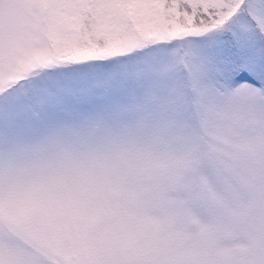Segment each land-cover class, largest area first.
Instances as JSON below:
<instances>
[{
	"label": "snow or ice",
	"instance_id": "6c2138e0",
	"mask_svg": "<svg viewBox=\"0 0 264 264\" xmlns=\"http://www.w3.org/2000/svg\"><path fill=\"white\" fill-rule=\"evenodd\" d=\"M264 130V0H0V264H264V134L225 244L148 215L166 144Z\"/></svg>",
	"mask_w": 264,
	"mask_h": 264
},
{
	"label": "rangeland",
	"instance_id": "374dc122",
	"mask_svg": "<svg viewBox=\"0 0 264 264\" xmlns=\"http://www.w3.org/2000/svg\"><path fill=\"white\" fill-rule=\"evenodd\" d=\"M264 134L259 124L200 129L190 137L166 144L169 166L148 182V215L184 236L212 227L225 244L235 223L232 209L245 203L248 160L246 145ZM30 264L45 259L42 251L25 249Z\"/></svg>",
	"mask_w": 264,
	"mask_h": 264
},
{
	"label": "clouds",
	"instance_id": "9594fccd",
	"mask_svg": "<svg viewBox=\"0 0 264 264\" xmlns=\"http://www.w3.org/2000/svg\"><path fill=\"white\" fill-rule=\"evenodd\" d=\"M163 229H166L164 226H162Z\"/></svg>",
	"mask_w": 264,
	"mask_h": 264
}]
</instances>
